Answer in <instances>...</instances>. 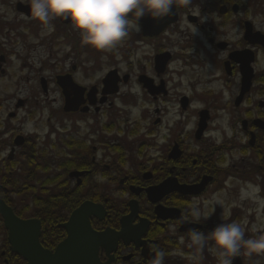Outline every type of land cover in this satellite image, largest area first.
<instances>
[{
	"label": "flooded vegetation",
	"instance_id": "1",
	"mask_svg": "<svg viewBox=\"0 0 264 264\" xmlns=\"http://www.w3.org/2000/svg\"><path fill=\"white\" fill-rule=\"evenodd\" d=\"M20 4L12 21L0 0V201L38 223L12 230L0 214V264L44 263L68 239L58 264H148L153 248L192 264V228L264 232V0H192L168 27L145 18L106 52L56 19L51 77H39L43 26ZM39 85L61 104L44 135ZM84 203L99 211L68 227Z\"/></svg>",
	"mask_w": 264,
	"mask_h": 264
},
{
	"label": "clouds",
	"instance_id": "2",
	"mask_svg": "<svg viewBox=\"0 0 264 264\" xmlns=\"http://www.w3.org/2000/svg\"><path fill=\"white\" fill-rule=\"evenodd\" d=\"M28 5L31 17L42 26L51 30L52 21L68 20L83 45L106 52L122 44L132 27L142 31L143 19L159 24L179 9L190 7L192 0H28ZM191 217L197 221L207 219L208 212L196 211ZM189 219V214H182L177 222L188 223ZM187 235L188 246L193 249L192 264H197L205 251L216 264H234L241 256H264V232L247 236L243 225L236 221L220 223L208 232L192 228ZM165 257L163 250L153 248L148 264H165Z\"/></svg>",
	"mask_w": 264,
	"mask_h": 264
},
{
	"label": "rangeland",
	"instance_id": "3",
	"mask_svg": "<svg viewBox=\"0 0 264 264\" xmlns=\"http://www.w3.org/2000/svg\"><path fill=\"white\" fill-rule=\"evenodd\" d=\"M8 1L10 2V8L7 11V15L9 16V18L12 21L22 20L21 15H19L15 10V4L18 1L25 2L26 0H8ZM52 29L49 30L47 27L43 26V28L41 29L42 31L39 32V77L40 76L51 77L52 75L51 63H53L57 58L56 52L57 54L60 52V50H53L48 40L50 35L47 34L51 33ZM63 51H65V49ZM49 96L50 98L46 100L45 95L42 92L39 85V135L45 134L47 130V124L49 123L48 117L53 112H55V110L61 105L60 103L53 102V97H55L56 95L53 94L52 91L50 92Z\"/></svg>",
	"mask_w": 264,
	"mask_h": 264
},
{
	"label": "water",
	"instance_id": "4",
	"mask_svg": "<svg viewBox=\"0 0 264 264\" xmlns=\"http://www.w3.org/2000/svg\"><path fill=\"white\" fill-rule=\"evenodd\" d=\"M18 9L20 11H25L27 12L28 15H31L30 14V10H29V7H25L23 5H19L18 6ZM173 12L175 13V9H173ZM175 20V14L172 15L170 18L168 19H165L163 22L157 24L155 22H150L149 24L152 26V25H155V32H159L160 30L168 27L170 24H172ZM156 33V34H157ZM69 105L67 104L66 105V110H70ZM99 206H96L95 204L93 203H84L79 209H77L73 216L71 217L70 221L68 222L67 226L69 227V225L71 224H74L78 221V219L82 218L83 215H87L88 218L89 216H92V215H95L96 212L99 211ZM0 214H2L4 216V218L6 219V225L12 229V230H32V225L33 223H38V222H33V221H20L18 220L12 210L5 205L4 202L0 201ZM87 226L90 227V223H89V220L87 219ZM91 228V227H90ZM39 235H40V230H39ZM94 237V235H93ZM37 243H38V239H37ZM69 244V239L65 241V243H63L62 246H60L56 252V254L52 255L50 253H47V254H43L42 256L45 257L46 259H48L46 262L44 263H36V262H30V264H58L56 263V259L60 256V254L62 253L63 251V248ZM40 247V246H39Z\"/></svg>",
	"mask_w": 264,
	"mask_h": 264
}]
</instances>
